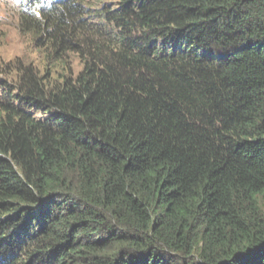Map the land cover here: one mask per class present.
Segmentation results:
<instances>
[{"label":"trees","instance_id":"16d2710c","mask_svg":"<svg viewBox=\"0 0 264 264\" xmlns=\"http://www.w3.org/2000/svg\"><path fill=\"white\" fill-rule=\"evenodd\" d=\"M26 1L0 264H264V0Z\"/></svg>","mask_w":264,"mask_h":264},{"label":"rangeland","instance_id":"374dc122","mask_svg":"<svg viewBox=\"0 0 264 264\" xmlns=\"http://www.w3.org/2000/svg\"><path fill=\"white\" fill-rule=\"evenodd\" d=\"M19 1L0 0V35L5 36L0 46V55L4 61L8 62L17 56L24 57L26 64L32 65L34 69L38 65L42 70L45 62L40 55V50L36 49L19 31L17 22ZM24 4L26 5L27 2Z\"/></svg>","mask_w":264,"mask_h":264},{"label":"clouds","instance_id":"9594fccd","mask_svg":"<svg viewBox=\"0 0 264 264\" xmlns=\"http://www.w3.org/2000/svg\"><path fill=\"white\" fill-rule=\"evenodd\" d=\"M24 2H27V4L25 5ZM28 3H29V1L23 0V5H22V4H21V5H22V6H25V7H26V6H30V5H28ZM22 6H21V7H22ZM21 7H19L18 9H20Z\"/></svg>","mask_w":264,"mask_h":264}]
</instances>
